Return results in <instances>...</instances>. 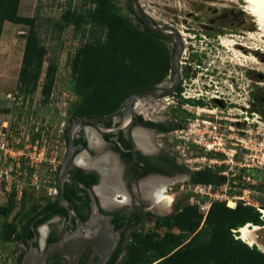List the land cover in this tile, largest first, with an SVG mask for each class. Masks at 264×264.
Instances as JSON below:
<instances>
[{
    "label": "flooded vegetation",
    "instance_id": "af4514ba",
    "mask_svg": "<svg viewBox=\"0 0 264 264\" xmlns=\"http://www.w3.org/2000/svg\"><path fill=\"white\" fill-rule=\"evenodd\" d=\"M189 14H193L192 17L195 16L199 23L197 12L191 11ZM199 24L203 26L187 28L194 35L192 37L174 26L180 34L185 35L181 34V78L172 107L174 118L159 115L164 108L160 100L139 98L133 104L131 115L98 122L95 126H79L74 136L77 151L64 186L67 204L63 206L58 203L46 211L41 208V214L30 221L25 231H22V224L17 223V230L23 236V240L16 243L19 250L14 249L17 264H24L32 251L44 254L50 245L71 237H84L94 242V245L87 246L81 254L73 255L72 258L51 256L45 260V264H120L134 233L142 232L149 221L154 222L157 217L169 216L174 212L175 199L172 197H168L172 199L171 205L163 210L157 209L156 205L162 203L158 198L161 191L165 189L163 196L167 197L172 187L180 182L213 185L215 188L223 184L229 193L237 189L238 193H245L248 188L255 192L259 176L254 169H250V165L243 163L248 161L246 157L255 156L249 155L250 149L244 144L243 137L247 136L250 125L259 127V87L252 86L245 101L237 98L244 94L240 90L239 79L226 75L212 60L216 57L212 54H216L218 46L222 45V41L216 42L214 36L223 33L225 28L219 26L211 29L201 21ZM170 43L173 44L174 52L175 45ZM236 43V48L247 47ZM228 87L232 92L236 90L237 99L229 97L234 95L225 91ZM184 91L188 94L187 99L182 97ZM123 108L124 105L118 112ZM71 121L68 117L66 153ZM192 121L199 125L200 121L208 128L210 126L211 129L224 132L221 138H218V133L213 135L212 132H205L208 142L212 139L219 140V145H222L221 140L226 142L222 153L218 152L220 148L207 153L210 164L215 162L214 159H222L219 167V170L222 168L221 172L215 171L212 165L208 169L185 165L179 153L165 143V138L171 133H175L176 141L181 143L180 131L184 132L186 127L192 125ZM228 130H236L237 133L226 136ZM215 141L211 148L217 144ZM192 144L194 149L201 148L198 146L201 143L195 139ZM235 146L238 149L232 150L231 147ZM230 156L231 159H225ZM235 160L238 161L236 164ZM230 164L241 167L237 174L231 173L234 168ZM245 180H252L251 185ZM58 200L59 195L47 203ZM20 209L21 203L11 215V220Z\"/></svg>",
    "mask_w": 264,
    "mask_h": 264
},
{
    "label": "trees",
    "instance_id": "16d2710c",
    "mask_svg": "<svg viewBox=\"0 0 264 264\" xmlns=\"http://www.w3.org/2000/svg\"><path fill=\"white\" fill-rule=\"evenodd\" d=\"M20 1L0 0V39L6 22L28 28L18 77L20 92L24 96L37 92L47 64L42 95L48 102L58 64L55 57L48 59L47 47L41 41L40 15L20 16ZM47 23L54 27L58 40L70 27L74 36L81 38L67 63L71 71L68 89L77 98L68 112L70 121L110 116L132 94L156 88L169 77L173 51L167 40L145 30L128 4L123 9L113 0H80L77 7H69ZM8 112L0 109V113ZM15 197L13 192L7 205L0 207V241L5 244L23 240L17 223L25 231L41 214V208L46 211L58 205L55 201L42 207L33 193L25 190L21 209L9 220L16 209ZM189 198L190 194L187 203L176 204L171 215L157 217L152 230L134 233L120 264H264V252L233 232L248 224L264 225L256 207L238 203L231 208L226 202L216 201L204 217L198 206L189 204Z\"/></svg>",
    "mask_w": 264,
    "mask_h": 264
},
{
    "label": "rangeland",
    "instance_id": "374dc122",
    "mask_svg": "<svg viewBox=\"0 0 264 264\" xmlns=\"http://www.w3.org/2000/svg\"><path fill=\"white\" fill-rule=\"evenodd\" d=\"M114 3H117L123 9H126L127 0H113ZM145 11L158 23V25L170 24L181 31H184L188 37L194 36L187 28H198L201 22H205L208 28L215 29L217 27H224L225 31L221 34L214 36L217 40L216 42H221L224 39L234 40L238 43H242L247 47L252 49L259 48L260 51L254 50L251 51L247 48L238 46V48L230 50L223 45L218 46V52L216 57H213L214 65H219L218 67L222 68L223 72L226 75L235 76L239 79L240 90L243 91V95L238 96L237 98L241 100L248 98L247 92L252 86L259 87V100H260V119L259 127L253 128L252 125L248 127V134L246 137H243L244 144L249 147V155H254L255 157H246L247 162H243L247 165H250V169H254L259 176V184L253 192L252 188H248L245 193L237 192L233 190L232 193L227 192V187L223 184H220L216 190L222 201H225L227 206H229L230 201H234L235 197H244L250 203L256 205L258 209H264L262 203L264 201V41L258 40L256 35L258 33L257 26L253 22V18L245 12L244 4L239 0H140ZM80 0H21L19 6V15L22 17H33L37 13L40 15L41 20L39 23L41 27L39 29V35L42 43L47 47L48 59L53 57L56 58L58 64V71L55 80V89L58 94L61 96L60 99L54 102V106L57 105V108L60 109L63 113L68 114L72 103L75 101H70L67 98V105H64V100L66 99L65 92H68V85L71 80V71L67 65L68 59L75 53L76 49L80 46V36H74V28H68L61 36L60 40L57 39V33L52 25L47 23V19L53 18L57 19L60 17L63 11L69 7L75 8L79 5ZM191 11H195L198 14V22L196 17L190 15ZM222 22V23H221ZM28 33V28L22 25H16L9 22H6L3 27L2 36L0 39V109H7L8 104L5 102L6 95L20 93V86L18 83V77L21 69L22 59L24 48L26 44V37ZM254 35L256 38H250V35ZM191 35V36H190ZM209 39V37H207ZM263 42V43H262ZM168 48L173 51V44L168 42ZM243 52L245 56H239L238 52ZM237 52V53H236ZM235 53V54H234ZM254 58V60H253ZM217 61V62H215ZM47 68V64L44 65V72ZM44 72L42 77H44ZM41 77V78H42ZM169 78V77H168ZM166 79V82L168 81ZM41 80V79H40ZM239 90V91H240ZM227 93H232L230 98H236V90L232 92L231 88L228 87L225 89ZM36 104L44 102V97L40 92H36L32 95ZM162 103V102H161ZM173 105L164 106L160 116L164 118H174ZM10 114L0 113V118H9ZM225 116V115H224ZM233 117V116H232ZM250 123L252 118L249 119ZM200 125L196 121L191 122V126H188L184 130V136L186 140H182L181 143L176 141L175 133H171L170 136L165 138V143L170 145L172 149L178 152L180 157L183 158V163L190 166L191 168L203 167L208 169L209 165L215 168V171L221 172L219 170L220 162L222 159L215 160L214 163L210 164L207 153L213 151L214 149L220 148L218 151L222 153L226 142L221 140L222 145H219V140L212 139L211 142H208L206 135L210 132L214 134L218 133V138H221V134L224 132L211 129V127L205 124H202L199 121ZM21 124L20 126H24ZM246 129V130H247ZM209 132L205 134V132ZM257 132H259L257 134ZM211 133V134H212ZM237 131L228 130L226 136L236 134ZM23 137V136H21ZM36 137V135H34ZM49 139L54 142L58 138V128L57 125H53L49 131ZM198 141V146L201 148L194 149L192 146L193 140ZM225 139V137H223ZM239 139H242L239 136ZM214 141L217 143L214 145L211 150L205 147V144L212 146ZM240 144V143H239ZM232 150H237L238 147H231ZM254 149V151H252ZM227 151V149H225ZM227 160L230 158H225ZM252 159H254L252 161ZM185 160V161H184ZM217 161V162H216ZM238 162L235 160V164ZM234 170L232 174H237L241 167L239 165H232ZM47 174L45 166L40 169L38 172L39 180ZM248 178V175H246ZM50 180V178H48ZM23 185L25 184L22 181ZM245 183L248 185L252 183V180L248 182L245 180ZM196 185L189 184L186 182H180L177 186L172 187L170 195L167 197H172L175 199L173 203V209L176 204L187 203V195L194 194L193 190ZM25 188L29 186L24 185ZM4 184H0V189L3 190ZM28 192H30L28 190ZM41 196L43 195L40 193ZM45 194V193H44ZM1 199L0 204L3 206L7 205L8 195H2L0 193ZM40 202L43 207L47 201L43 198L36 197V200ZM236 207V206H235ZM261 212V211H260ZM164 214V213H163ZM156 215V214H155ZM159 216V215H156ZM11 220V219H9ZM264 226V225H263ZM261 226V229L254 232L251 236V239L254 241L252 246L258 247L262 252H264V228ZM154 227V222H148L142 232H147L152 230ZM237 237L240 238V233L237 231ZM242 240V239H241ZM18 241L5 244L0 241V264H17L14 259L15 250H19V247L16 246ZM248 244V242L244 241ZM249 245V244H248ZM251 246V245H250ZM21 249V248H20Z\"/></svg>",
    "mask_w": 264,
    "mask_h": 264
},
{
    "label": "built area",
    "instance_id": "2783aa9c",
    "mask_svg": "<svg viewBox=\"0 0 264 264\" xmlns=\"http://www.w3.org/2000/svg\"><path fill=\"white\" fill-rule=\"evenodd\" d=\"M43 84L44 77L39 81L37 88V93L40 92L41 95ZM68 92L64 93L66 96L65 106L68 102L67 98L70 101L77 99L70 90ZM187 95L185 91L182 93V97L185 99L188 98ZM60 97L55 87L48 102L44 100L39 104L35 103L32 96H22L20 93L6 95L5 102L8 104L7 109L9 110L6 114H10V119L0 118V184H4L0 193L8 195L9 199L14 192L16 209L20 206L25 190L32 192L34 198L37 197L38 200L43 198L45 201H54L59 195L58 175L66 153L65 130L68 125L67 113L60 111L57 105L54 106V102ZM175 98L176 94H173L160 101L168 107L175 103ZM21 124L25 125L22 127ZM54 124L58 128V138L52 142L49 139V131ZM180 133L182 140H186L184 132L180 131ZM207 148L211 150L209 145ZM44 166L49 176L45 174L39 180L38 172ZM22 181L29 187L25 188ZM193 192L194 194L190 195L189 204L198 206L204 217L213 202H225L222 201L223 199L220 198L213 185H196ZM40 193L43 195L41 196ZM234 200L236 206L238 203H242L244 206L256 207L244 197H235ZM0 207L3 205L0 204ZM256 209L259 210L258 207ZM233 232L235 234L237 231Z\"/></svg>",
    "mask_w": 264,
    "mask_h": 264
},
{
    "label": "water",
    "instance_id": "95a60500",
    "mask_svg": "<svg viewBox=\"0 0 264 264\" xmlns=\"http://www.w3.org/2000/svg\"><path fill=\"white\" fill-rule=\"evenodd\" d=\"M127 4L130 11L143 23L145 30L158 38L174 43L175 48L171 57L169 78L168 81L161 86L132 94L125 101L124 108L120 112L113 113L108 117H95L86 119L80 118L71 121L68 131V150L58 175V203L62 204L63 206L67 204V200L64 197V186L69 179V171L77 151L74 146V136L76 129L84 124L95 126L98 122H109L117 117L131 115L133 113V104L137 99L149 98L152 100H161L163 98L170 97L175 94L180 83L181 74L179 60L183 51V42L179 30L172 25H158V23L145 11L140 0H127ZM77 238L71 237V239L69 238L67 240L52 244L48 247L44 254L34 250L32 251V254L25 258L24 264H45V260L54 255H63L67 256L68 258H72L73 255L81 254L87 246L94 245V242L89 241L84 237H81V239Z\"/></svg>",
    "mask_w": 264,
    "mask_h": 264
},
{
    "label": "bare ground",
    "instance_id": "6f19581e",
    "mask_svg": "<svg viewBox=\"0 0 264 264\" xmlns=\"http://www.w3.org/2000/svg\"><path fill=\"white\" fill-rule=\"evenodd\" d=\"M239 1H241L244 4L245 12H247L253 18V22L257 26L258 33L256 35V38H258V40H260V41H264V0H239ZM182 35L185 36L184 34H182ZM250 38H255V37H254V35L251 34ZM222 45L227 47V48H230V50L231 49L233 50V49H236L238 44L234 40L224 39L222 41ZM245 48H247V47H245ZM247 49H249L251 51H254V50L260 51L259 48L252 49L249 47ZM237 54L239 56H244L243 53H240V52H238ZM253 60H254V58H253ZM163 191H165V189ZM163 191H161V193L158 195V198L160 201H162V203L161 204L159 203L158 205H156L157 209L160 208L162 210L165 207L170 206L172 203L171 198L163 196ZM235 206H236L235 202L230 201L229 207L234 208ZM260 211L262 214H264V209H260ZM262 219L264 221V216ZM263 228H264V226H263ZM260 229H261V227L255 226L252 224L245 225L244 227L239 229L240 239L248 242V244L252 246L254 244V241L251 239V236L254 232H256Z\"/></svg>",
    "mask_w": 264,
    "mask_h": 264
}]
</instances>
